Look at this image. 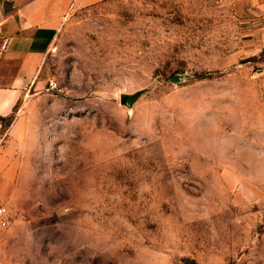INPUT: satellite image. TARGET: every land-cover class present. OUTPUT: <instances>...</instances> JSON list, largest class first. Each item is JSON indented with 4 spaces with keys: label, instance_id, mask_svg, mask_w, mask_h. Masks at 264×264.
<instances>
[{
    "label": "rangeland",
    "instance_id": "rangeland-1",
    "mask_svg": "<svg viewBox=\"0 0 264 264\" xmlns=\"http://www.w3.org/2000/svg\"><path fill=\"white\" fill-rule=\"evenodd\" d=\"M38 79L0 123V264H264L263 14L73 8Z\"/></svg>",
    "mask_w": 264,
    "mask_h": 264
},
{
    "label": "crops",
    "instance_id": "crops-1",
    "mask_svg": "<svg viewBox=\"0 0 264 264\" xmlns=\"http://www.w3.org/2000/svg\"><path fill=\"white\" fill-rule=\"evenodd\" d=\"M102 1L0 0V117L15 114L19 104L39 87L38 73L44 57L69 11ZM242 1L264 15V0ZM4 41L7 44L1 49ZM6 161L0 153V167Z\"/></svg>",
    "mask_w": 264,
    "mask_h": 264
},
{
    "label": "built area",
    "instance_id": "built-area-1",
    "mask_svg": "<svg viewBox=\"0 0 264 264\" xmlns=\"http://www.w3.org/2000/svg\"><path fill=\"white\" fill-rule=\"evenodd\" d=\"M6 44H7L6 41H4L1 45V49H4ZM54 87L55 86L52 83H50V88L53 89ZM11 222H12V215L8 210L7 206L3 203V201L0 200V241L5 231L11 225Z\"/></svg>",
    "mask_w": 264,
    "mask_h": 264
},
{
    "label": "water",
    "instance_id": "water-1",
    "mask_svg": "<svg viewBox=\"0 0 264 264\" xmlns=\"http://www.w3.org/2000/svg\"><path fill=\"white\" fill-rule=\"evenodd\" d=\"M139 95L140 93H135L134 95H122L120 97V103L126 107H131Z\"/></svg>",
    "mask_w": 264,
    "mask_h": 264
},
{
    "label": "trees",
    "instance_id": "trees-1",
    "mask_svg": "<svg viewBox=\"0 0 264 264\" xmlns=\"http://www.w3.org/2000/svg\"><path fill=\"white\" fill-rule=\"evenodd\" d=\"M15 114H11L7 117H0V123H3L5 127H9L14 120Z\"/></svg>",
    "mask_w": 264,
    "mask_h": 264
}]
</instances>
